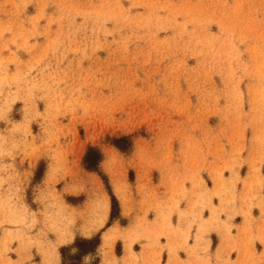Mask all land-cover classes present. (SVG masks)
Wrapping results in <instances>:
<instances>
[{"label":"rangeland","instance_id":"rangeland-1","mask_svg":"<svg viewBox=\"0 0 264 264\" xmlns=\"http://www.w3.org/2000/svg\"><path fill=\"white\" fill-rule=\"evenodd\" d=\"M89 145L111 223L135 225L79 260L73 231L100 233L111 211ZM263 210L264 0H0V224L29 227L42 264L59 242L66 264H184L193 224L196 244L221 227L225 242Z\"/></svg>","mask_w":264,"mask_h":264},{"label":"crops","instance_id":"crops-1","mask_svg":"<svg viewBox=\"0 0 264 264\" xmlns=\"http://www.w3.org/2000/svg\"><path fill=\"white\" fill-rule=\"evenodd\" d=\"M160 211V210H159ZM262 212V213H261ZM167 212L160 211L159 213V220L160 224L157 227V233H162L164 231V234L166 235L167 239H170V236L175 232L173 228L170 226V223L166 221ZM165 215V216H164ZM157 216V217H158ZM211 216H214V210L211 211ZM29 218V216H28ZM134 218V217H132ZM246 218H241L239 221H233L232 226H230V234L224 243L220 240V231L223 227L220 228V230H208V233H203L202 238L198 244L194 242V239H196L199 236L200 226L197 227V232H195L196 225H192L191 229V235L187 242V247H178L177 248V254L178 256L184 260V264L189 263L193 264V254L197 253L200 256L206 257L211 256V261L215 264H264V243L260 241V237L264 236V210L260 211L255 218H252V220H245ZM178 222H172V224L176 225ZM227 223H229L227 221ZM130 225H126L125 227H116V223H110L107 226H104L102 230L100 231V239L102 242V236L110 235L112 232H114L116 229H120L122 233L127 234V232H130L129 227L135 225V222L132 220L129 221ZM186 222L183 220L180 222L181 227H185ZM200 225V224H198ZM210 225V224H208ZM222 225V224H220ZM179 227V225H178ZM41 228V227H40ZM43 229V228H41ZM9 230V231H8ZM98 231V229L91 230L89 234H82L79 232V230H74L72 235L73 238H69L68 242H71L74 240L76 236L81 235L82 237H90L93 234H95ZM34 233H31V235H34ZM138 237H144L150 241L147 242H156L157 239L154 237L153 239H149V229L147 231H141L138 232ZM187 235H185L184 238H186ZM194 237V239H193ZM213 237L215 239L213 244ZM32 239V238H31ZM71 239V240H70ZM177 238H175L174 243H176ZM137 241H134L135 243ZM144 242V241H143ZM162 244L166 243L165 241H160ZM222 244V246L217 250L218 245ZM67 242L61 243L55 245L56 252L58 254V261L57 264H61V256L59 252V247L66 245ZM208 245L204 246V245ZM225 244V245H224ZM3 246L9 247L7 252L3 251ZM48 245L45 243L43 245V248H46ZM101 246V243H99V247ZM148 243H145L142 246L141 254H145L146 252H149V247L147 248ZM235 246L240 248V259L236 260V250ZM49 249L50 246H48ZM140 249V248H139ZM137 250V253L139 251ZM147 249V250H146ZM230 251V257L229 261L224 260L226 257V253ZM0 264H42L41 263V255L38 251V248L35 243L29 244V227L26 226H9L6 225V223L0 224ZM163 256L167 258V248L163 250ZM128 254V252L126 253ZM122 255V254H121ZM140 254H137V257L139 258V264L140 263ZM177 257L170 260V263L174 264V261L176 262ZM221 258V259H220ZM102 259V255H99V261L98 264H100ZM118 260H121V256ZM152 264L150 260L147 262V264ZM166 261H164V264ZM211 263V264H214ZM160 264H162L160 262Z\"/></svg>","mask_w":264,"mask_h":264},{"label":"trees","instance_id":"trees-1","mask_svg":"<svg viewBox=\"0 0 264 264\" xmlns=\"http://www.w3.org/2000/svg\"><path fill=\"white\" fill-rule=\"evenodd\" d=\"M126 139H127L126 137L115 138L113 140V144L116 145L118 148L125 150L130 145L126 141ZM101 159H102L101 151L96 146L89 145L87 147L84 155H83L82 164H83L85 169L98 172L101 175V177L104 181L106 190L110 195L111 211L109 214V218L106 222V226H107L112 222V220L114 218L118 217V211H117L118 201H117L115 195L113 194V192L111 191V187L107 181L106 176L99 170V162L101 161ZM99 243H100V233H97L94 236H91L88 238L76 236L74 238L73 243H72V246L76 247V249H77L73 258L81 260V258L83 256L90 254V253H94L96 250V247L99 245ZM66 248H67L66 246H61L59 248L60 256H61V258H63L61 261V264H66L63 261L64 260V252H65ZM67 264H78V263L77 262H70Z\"/></svg>","mask_w":264,"mask_h":264}]
</instances>
